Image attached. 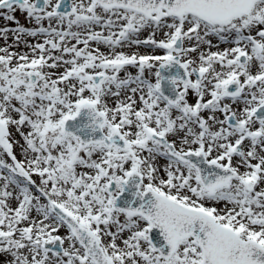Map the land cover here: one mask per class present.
<instances>
[{"label": "snow or ice", "instance_id": "snow-or-ice-1", "mask_svg": "<svg viewBox=\"0 0 264 264\" xmlns=\"http://www.w3.org/2000/svg\"><path fill=\"white\" fill-rule=\"evenodd\" d=\"M0 20V264H264V0Z\"/></svg>", "mask_w": 264, "mask_h": 264}, {"label": "water", "instance_id": "water-1", "mask_svg": "<svg viewBox=\"0 0 264 264\" xmlns=\"http://www.w3.org/2000/svg\"><path fill=\"white\" fill-rule=\"evenodd\" d=\"M126 198H130L129 197V193L126 191L125 193L122 194V198L118 199L117 203H118V206H124V199ZM159 232V229H153L152 232L150 233V236H155L156 233ZM157 242L156 240H154V243ZM159 242L162 243V238L159 239Z\"/></svg>", "mask_w": 264, "mask_h": 264}, {"label": "rangeland", "instance_id": "rangeland-1", "mask_svg": "<svg viewBox=\"0 0 264 264\" xmlns=\"http://www.w3.org/2000/svg\"><path fill=\"white\" fill-rule=\"evenodd\" d=\"M18 18L20 19L21 23H25V18L23 16H21V14L17 13ZM4 24L3 20H0V26H2Z\"/></svg>", "mask_w": 264, "mask_h": 264}]
</instances>
